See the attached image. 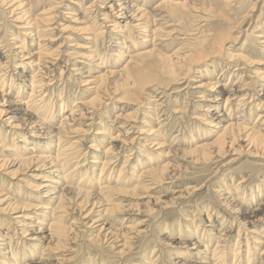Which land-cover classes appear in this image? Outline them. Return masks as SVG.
<instances>
[{"label":"bare ground","instance_id":"bare-ground-1","mask_svg":"<svg viewBox=\"0 0 264 264\" xmlns=\"http://www.w3.org/2000/svg\"><path fill=\"white\" fill-rule=\"evenodd\" d=\"M39 1L0 0V7H4L9 17L11 16V19L15 22L13 25L16 29H19L18 33L11 34L13 37L8 39L10 41L6 44H4L5 42L2 44L0 41V123L13 130L12 134L19 137L18 141L23 144H17L13 139L9 145L7 144L9 147L6 146L5 141L8 139V131H3V128H0V155L2 156L0 158V172L4 171V176L14 178L16 170L20 167L28 166L29 169L37 171L39 173L38 177L41 178V184L36 187L38 190L36 195L45 199L49 204L57 200L53 208L48 206L40 207L29 204V202H23L17 196L13 198L9 194L1 193L0 190L1 212L21 213V209L33 208V210L39 211L37 216L40 219L47 221L48 227L46 229H27L34 226L30 222L18 221L19 223L22 221L23 232L31 231L33 234L31 236L32 240L40 241L49 238V242L53 243H59L58 240L62 239V237H66V239L73 238L74 240V236L78 235L74 226L76 227L79 223V216L87 219L92 212H95L94 209L97 204H100L99 207L103 204L106 206L102 209L104 213L99 214L98 218L93 220V222H101L99 235L104 237L110 235L112 237L111 245L122 246L123 249H120L118 253L123 255L127 242H122L118 245L122 240H117L118 236L115 235V232L122 230L121 234L123 233L126 236L127 233L137 234L140 230L139 228L129 227L130 225L115 228L113 224H110L111 220H121L123 222L127 217H113L122 212L114 211L116 206L109 203L108 197L112 193L127 191V189L122 187V185L126 184H122L121 176L126 171L125 166L132 159V151L136 148L144 152L142 149H138L139 147H136L140 139L145 146H150V148L167 147L166 151L162 153L168 159L165 158L164 161L158 162L156 159L146 155V153H141L140 157L142 158L137 160V165L134 166L133 172H131L133 173L132 177L139 172L137 176L135 175L137 181H135L136 184L133 189H151L152 185L157 183V181L163 182L166 178L172 179L180 176V167H178L177 163L184 161V158L188 155L210 162L217 157L223 156L228 151L236 150V146L242 144L248 149L252 148V150L261 151L264 154V71H255L254 76L250 77L246 73L245 67L242 66L249 62L248 57L240 52V48L238 50L235 49L234 45L228 46L225 43V33L223 35L216 29H213L215 31L210 29L199 31V28L205 26V23L210 21V19L220 21V18H223L225 21L228 20L226 17L227 13L225 14L223 10L233 6V3L237 0H92L84 6L85 9L82 14L77 12V7L73 6V1H68L69 3L64 6L70 13L67 21L76 25L66 24L63 26L62 24V30L67 32L75 31V33L79 34L88 32L91 36H86L84 39L95 48L87 47V52L75 50L73 54H75L76 58L88 60L89 65L84 61H76L77 63L73 64L71 69L66 70L68 65V61H66L61 73L67 72L68 77L74 76L79 86L83 88L81 90L90 92L93 96L87 100H77L78 102L74 105L75 108L73 107L74 109H70L66 114L63 113L64 108L63 105L61 107V103L60 109L57 110L60 118L58 123L55 124L50 120L52 116L49 119L50 121L45 118V115L40 118L39 112L42 109L38 105L52 91L54 67L60 61L61 54L64 51L61 50L59 45L53 48L52 43L55 41L53 37L54 31L60 25L57 22V8L61 7L65 0H51L49 8L37 13L38 16H34L30 13V8L33 4L39 5ZM251 2V8L259 4V0H251ZM200 7L205 12L202 11L198 15ZM260 10L261 15L264 13V1L260 5ZM168 18H174L178 22H182L183 29H180L184 32L178 33L179 30L170 25L171 21ZM195 18H199L200 21L205 23L198 25L200 26L199 28L197 26L193 29H187L186 24L190 23V21L192 22ZM246 20V17H244L240 22H245ZM131 29L140 34L137 42L130 39ZM176 33L186 36L185 38H178ZM188 33L189 35H187ZM69 37H71L70 34H67L64 38L68 40ZM106 37L114 44L113 50L115 52L110 59L108 58L104 61L105 58L102 60L101 56V58L96 56V48L99 41L103 42ZM254 38L264 52V30L259 31ZM179 39L184 41L180 47L172 50V46L164 53L163 50H166V46H171L169 44H173L175 40ZM79 48L84 47L79 46ZM224 59L229 62H236L235 66L237 68L230 72L235 75L234 80L226 82L220 80V77L213 78V81L205 80L204 76L213 72L208 67L215 62L221 63L220 61ZM103 64L109 67L104 68ZM90 69L94 70V74L91 73ZM145 71H150L151 73L156 71L158 72L156 74L163 73L166 75V79L162 81L161 78H155L157 75L152 74V80L142 81L143 76L146 74ZM244 76H248L246 79H249V81H245ZM178 80L186 82V85L181 89L191 88L196 90V93H200L198 98L201 101L199 103H201L200 107L203 111L202 120L204 122L202 124L203 126H209L193 133V135L190 132V146H180L182 144L174 146L171 142L170 145H165L163 142L160 143L141 136L146 132L151 134L155 130L146 131L140 129L136 131L138 136L130 138L131 123H129V120L134 118L138 109H133V106L119 105V109L113 118L107 115L113 127L111 130L114 132L111 133L107 141L105 140L101 156H96L94 152H91V150L99 149L97 143H95L96 145H88V150L83 153V143L89 130L96 124L97 111L109 109L110 105L107 104L109 101L107 103L104 101L105 97L109 100V92L114 94L118 93L119 90H125V93L120 98V100H125L128 95H137L141 88L149 90L147 88L149 83L146 84L149 81L169 84ZM159 84L154 88H159ZM181 89H176L173 92H179ZM206 90L207 92L204 96V91ZM26 94L27 97L24 98ZM138 97H133L132 99L137 101ZM62 98L59 96V99ZM248 99L250 100L248 101ZM132 103H127L126 105H132ZM183 103L182 107L174 110L175 116H178L186 108L187 103ZM250 103L253 104L254 110L257 111L256 122L253 124L246 113V107ZM99 120L101 121V119ZM78 121L79 123H88L84 129L77 128L72 130L69 128V126ZM161 121L163 122L162 119L158 122L161 123ZM160 127L159 124L157 128ZM21 128H29L27 132H32L35 138L26 139L25 134L27 132L22 135V132L20 134L16 131L21 130ZM95 130V133H93L95 141L93 142L106 136L105 131L107 130L101 124ZM69 134H72L71 137ZM192 141L195 142L194 145H192ZM122 149H126L123 155L124 165L119 169L117 176H112L109 171L114 163L118 161V155ZM90 153L92 158L96 160L91 161V164L98 163L97 166H100L98 172L96 171V165H90L91 167L88 169H83L81 163L79 165L80 161L77 158L82 155L84 157L83 160L86 162L88 160L86 156ZM21 155L22 157H20ZM17 163L19 165L15 171L8 170L6 172V168ZM94 175H98V177L95 178ZM74 176L76 177L75 179ZM130 180L134 182L133 179ZM244 180L245 178L242 177L233 188L227 184L218 185L215 192L221 204L230 209L231 213L238 218L241 227L248 230L255 229V226L260 227L256 231L257 236L244 238V243L241 244V227L237 225L239 229L235 244L233 248L229 247L228 256L224 254L225 250L228 249L227 242L231 239L230 237L235 230L233 229L236 226L234 222L216 236L218 240H216L213 249H210L211 243L208 239L205 242L201 238H196L192 243H181L174 238L167 239L166 245L171 248L178 249L180 246L185 248L175 252L178 254L176 255L178 256V262L175 264H264V227L261 226V222L264 219V195L260 198L259 190L251 191L248 194L250 204L253 201L256 203L251 206L241 205L239 203L240 200H238V195L242 191L239 188V184ZM219 184L221 183L219 182ZM92 188H98V190L96 189L97 191L93 192ZM86 189L92 190L83 191ZM185 189L188 190L190 187L188 186ZM181 194L182 191H171L168 195L162 196V198H155L152 203L159 208H163L167 205L165 198L177 197ZM257 198H259L258 201H256ZM244 199L242 198V201ZM41 208H50L52 214H60L54 217V215L49 213L52 217L47 220L44 217L45 214H43L44 210ZM64 215H76V217L71 220L69 225H66L64 224ZM18 216L23 219L28 218L22 214ZM30 219L32 220V218ZM33 222L38 223L37 220H33ZM216 232L220 233V230ZM173 235L175 236V234ZM0 241H2L0 246H4L6 243L5 239L0 236ZM49 242L45 245V249H48ZM35 247L36 244H33L32 248L29 249V255L26 253V256H34ZM44 248L41 254L45 257L41 255L38 262L33 261L25 264L63 263V259L59 257L52 260V253H44ZM179 252H184L186 258L184 259ZM153 253L154 251L151 254ZM217 254L220 256V259L217 258L218 260L214 258ZM189 255L193 256V258H188L187 256ZM17 262V260L15 261L12 258V260L0 261V264H23L24 261ZM152 264L156 263L152 262Z\"/></svg>","mask_w":264,"mask_h":264},{"label":"rangeland","instance_id":"rangeland-1","mask_svg":"<svg viewBox=\"0 0 264 264\" xmlns=\"http://www.w3.org/2000/svg\"><path fill=\"white\" fill-rule=\"evenodd\" d=\"M68 1L70 0H65V2L61 4V7L57 8V12H58L57 22L60 25H58L57 29L54 31L53 37L55 41L52 43L53 48L59 45L61 47V50L64 51L61 54L60 61L54 67L53 79H52L53 80L52 91L49 93L46 99L42 101L40 105H38L40 106V109H42L40 110L41 112H39L40 118H43L45 115V118L49 120L50 117L52 116L50 120L54 124L58 123V120L60 118L58 117L59 113L57 110L60 109L61 103H62L61 107L63 105L64 108L63 113L66 114L70 111V109L74 107V105L78 101L87 100L93 96L92 93L84 92L81 90L83 88L79 86L74 76L68 77L69 75H67V72L61 73L62 68H64L63 65L66 63V61H68L66 70L71 69L73 64L77 63L76 61H84L86 62L87 65H89L88 60L76 58L75 54H73L75 50H80V52H87V47L95 48L91 46L90 42L84 39L86 38V36L87 37L91 36V34H89L88 32L84 34L81 33L79 34V33H75V31L67 32L62 30V24L63 26L66 24L76 25L73 23H69V21H67V19H69L70 13L69 10L66 9L64 6L67 3H69ZM71 1H73L74 3V5L73 4L72 5L74 7H77L76 8L77 12L82 14L85 9L84 6H86L92 0H71ZM263 1L264 0H259L258 6L251 8V3H252L251 0H237L233 3V6H229L228 8L223 10L225 14L227 13L226 17L228 18V20L225 21L223 18H220V21L210 19V21L205 23L204 21H200L199 18H195L192 22L190 21V23L186 24L187 26L186 28L193 29L198 25H203L205 23L206 24L205 26H201V27L198 26V28L200 27L199 31H203V29L204 30L216 29V31L217 30L220 31L223 35L225 33L224 35L225 43L228 46L234 45L235 49L240 48L241 49L240 52L248 57L249 62H246V64L242 66L245 67L246 73L250 77L254 76L255 71L258 70L264 71V52L261 50V48L259 47L260 45L254 38V36L258 34L259 31L264 30V22H263L264 13L260 15V11H261L260 5L263 3ZM39 2H40L39 5L33 4L32 7L30 8V13L33 14L34 16H38L37 13H40L41 11L46 10L51 6L50 5L51 0H40ZM202 11L205 12V10L201 8L200 13H198V15L201 14ZM5 12L6 10L4 9V7L3 8L0 7V26H1L0 41L2 42V44L4 42H5L4 44L9 42L10 40L8 39L13 37V35L11 34L19 31V29H16V27L13 25L15 24V22L11 19L12 17L11 16L9 17L8 13ZM244 17H246L247 20L245 22H240ZM168 19H170L171 21L170 22L171 24L170 23L169 24L173 25V27L179 30L178 33L184 32L183 30H181L183 29L181 24L182 22H178L177 19L174 18H168ZM178 33H176V35ZM67 34H70L71 36L69 37L68 40L64 38L67 36ZM139 35L140 34L135 32V30L133 31L132 29L130 30L131 40L137 42L138 41L137 38L139 37ZM187 35H189V33ZM185 36L186 35L178 34V38H185ZM234 37H236V39H234ZM175 41L173 42V44H169L171 46H166L165 48L166 50H163L164 53L165 51L167 52L168 49L171 48L172 46H173L172 50H174L180 47L182 43H184V41L180 39ZM113 45L114 44L110 42V40L107 37L104 39L103 42L99 41V44L96 48V56L98 58L101 56L102 60L105 58L104 61L108 58L110 59L112 54L115 52L113 50ZM79 46H83L84 48H79ZM11 61L13 60L11 59ZM220 62L221 63L215 62L216 63V64L214 63L215 65L211 64L210 66L212 67L210 66L208 67V69L210 70L212 69L213 72L211 74L205 75L204 76L205 80L213 81L214 80L213 78H219V77L220 80L226 82H232V80H234L235 75H233L230 72L235 68H237L235 66L236 62H229L225 59ZM253 62H255V64H253ZM103 67L108 68L109 66L107 65L106 67V64L105 65L103 64ZM90 71L92 74H94L93 69H90ZM153 72L151 73L150 71L148 72L145 71L146 74L143 76L142 81L152 80V74L157 75V77L155 78L157 79L161 78L162 81H165L166 79L165 74L163 73L156 74L158 72L156 71ZM68 73L70 72L68 71ZM192 76H194V74H192ZM206 76L208 77L206 78ZM246 78H248V76L247 77L244 76V79L245 81H249V79ZM146 84L149 85V87H147L149 90H145L144 88H141L139 89L138 91L139 93L137 95L136 94L135 96L128 95L126 96L128 98H126L125 100H120L121 95L125 93V90H119L118 93L116 92L114 94L109 92L108 94L110 96L109 100L107 99V97L104 96L106 99V100L104 99V101L106 103L109 101L107 103L110 105V106L108 105L109 109L105 111L104 110L97 111L98 118H96V122H95L96 124L93 125L92 129L89 130L86 140L83 143L84 144V146L82 147L84 150L83 153H85V151L88 150L87 148L88 145L90 144L96 145L95 143H97L99 149L91 150V152H94L96 156L99 157L101 156V151L102 149H104L103 146L105 144V140L107 141L111 133L114 132L113 130H111V128L113 129V127L111 126V120H109V117L111 116L113 118V116L116 114V112L119 109L118 108L119 105L127 106V107L133 106V109L134 108L138 109L137 112L138 114L135 113L134 118L129 120V123H131V129H130L131 133L129 134L130 138L134 136L135 137L138 136L136 131L140 129H144L146 131L155 130L151 134H148V132H146L144 135L141 136H144V138L146 139L149 138L156 140L157 142L160 143L163 142L165 145H170L171 142L174 146L177 145L179 146V144H182L180 146H185V145H189V143L191 144V142H189L190 139L189 135L191 133L193 135V133L200 131L202 128L209 127L207 125L203 126L202 124L204 122L202 120L203 111L202 108L200 107L201 103H199L201 101L198 98V95L200 93H196V90L191 88L181 89L183 86L186 85V82L178 80L177 82H170L169 84H167L166 82L149 81ZM158 84H159L158 86L159 88L155 89ZM176 89H181V91L174 93L173 91ZM149 91L152 93H150ZM206 92L207 90L204 91V96ZM59 96L63 98L59 99ZM26 97L27 94L24 96V98ZM133 97L134 98L138 97V100L137 101L133 100L132 99ZM249 100L250 99H248V101ZM131 102H133L132 105L129 104L126 105L127 103H131ZM183 102L187 103L186 108H184L178 114V116H175V114L173 113L174 110H176V108L182 107L184 104ZM254 109L255 107L253 106L252 103L248 104L246 107V113L249 116V119L252 124L256 122L257 111H255ZM102 112H104L105 114ZM107 115L109 117H107ZM160 118L163 120V122L161 121L162 125L160 122H158L159 120H161ZM99 119H101V121ZM87 123L88 122L79 123L78 121L77 123H73L72 126H69V128H71L72 130L77 128L84 129ZM100 124L102 125V127L105 128V130H107L105 131L106 136L103 139H101L102 142L101 140H97L96 142H93L95 141L93 138L94 137L93 133H95L96 131L95 129L100 127ZM159 124L161 127L157 128ZM0 128H3L2 129L3 131L4 130L8 131L7 134L8 139H6L7 141H5L6 146H8L13 139L17 144L23 145L21 142L18 141L19 137H17L15 134H12L13 130L3 126L1 123H0ZM28 129L29 128H21V130H16V131L19 133L22 132L23 135V133L28 131ZM69 135L71 137L72 134ZM25 136L26 139L35 138L32 132H27ZM174 137L177 138L174 139ZM141 141L142 140L140 139L139 142H137L136 147H139L138 149H142L144 152H141L136 148L132 151L133 154H132V159L129 162L130 164L128 163L125 166L126 171H124V173L121 176V178L123 179V180L121 179L122 184H126V185H122V187L127 189V191L121 193H112L108 197V199L110 200L109 203L114 204L116 206L114 211L122 212L113 217H118V218L120 217L122 218V216L127 217V219L124 220L123 222L121 220H111L110 224L111 225L113 224V227L115 228L130 225L129 227L139 228L140 230V232L137 234L127 233L126 236L125 234L123 235V233L121 234V232H123L122 230L120 232H115V235L118 236L117 240L120 239L122 240L120 241V243H118V245L121 244L122 242L124 243L127 242L125 247L126 249L124 250L125 252L123 255H120L118 253L120 249H123L122 246L119 247L117 245H111L112 237L110 235H107V237L99 235L101 222L99 221L93 222V220L98 218L99 214L104 213L102 209L106 206L101 204V206L99 207L100 204H97L96 208L94 209L95 212H92L89 218L86 219L83 218V216L82 217L79 216L78 218L79 223L76 225V227L74 226V228L77 229L78 235L76 237L74 236V240L73 238L66 239V237H62V239L58 240L59 243L49 242V238L40 241L32 240L31 236H33V234L31 233V231L27 233L22 231L24 228L23 226H21L22 221L30 222L34 226L32 228H27V229H34V228L46 229L48 227L47 221L42 220L37 216V214H39L38 213L39 211L33 210V208H26L25 210L21 209L20 210L21 213L16 212L12 214L7 212L3 213L0 211V234H1L0 236L2 237V239H5L6 242L4 246H0V261H8V260H12L13 258L15 261L16 260L18 261L17 263L24 261L23 264L33 261L38 262L42 255L41 254L42 249L49 242V247L48 249L44 248V253L51 252L52 253L51 256L53 255L51 257L52 260L56 257L62 258L63 259L62 264H150V263L152 264V262L156 264L159 263L175 264L176 262H178L177 259L178 256H176L178 254H176L175 252L181 251L185 248L183 246H180L178 249L171 248L169 245H166L168 241L167 239L174 238L177 239V241H180L181 243H192V241H194L196 238H201L205 242L208 239L210 240L211 243L210 249H213L216 240H218L216 236L221 234L224 230H226V228L229 225H231L234 222L236 226L233 229L235 230L230 237L231 239L228 240L227 242L228 249L225 250V254H224L225 256L226 255L228 256L230 251L229 247L230 248L234 247L237 231L241 226L239 224L240 222L238 218H236L234 214L231 213V210L225 207L224 205H222L221 202L219 201L220 199L218 198L215 192L216 187L218 185L227 184L233 188L234 185L237 184L242 177H244L245 180L239 184V188L242 190L238 195V200H240L239 203L241 205H247V206H251L255 204L256 202L254 201L252 202V204H250L249 201L250 198L248 194L251 191L253 192L259 190L258 192L261 194L259 197L262 198L264 195V182H263L264 154L261 151L259 152L254 151L252 150V148L248 149L244 144H242L240 146H236V150L233 149L232 151H228L225 154H223V156L217 157L216 159L210 162H206L200 158L197 159L193 155H188L184 158V161L177 163L178 167H180L179 168L180 176L172 179L166 178L163 180V182L157 181V183L152 185L151 189H147V190L133 189L136 184L135 181H137V177H135L136 175L135 172H134L135 173L134 176L132 177L133 173L131 172H133L134 166L137 165V160L142 158L140 157L141 153H146V155L156 159V161L158 162H161L162 160L164 161V159L167 158L164 157V154L162 153L166 151L167 147L164 146L163 148H155V147L150 148V146H145ZM192 143H193L192 145H194L195 142L192 141ZM125 152L126 149L124 150L122 149L120 151V154L118 155L119 157L118 161L114 163L113 167H111L109 172L112 173V176H117L119 169L121 168L122 165H124L123 155ZM20 157H22V155ZM86 157L88 159L86 162L83 160L84 157L82 155L77 158V160L80 161L79 165L82 164L83 169H88L89 167H91L90 165L93 166L96 165V171L98 172L100 167L97 166L98 163L91 164V161L95 160L92 158V154L90 153ZM0 158H2L1 155ZM18 165L19 164L17 163L14 164L13 166H10L9 168H6V172H8V170L15 171ZM16 171L17 172L14 173L15 176L14 178L4 176L3 174L4 171L0 172L1 193L9 194L13 198L17 196V198H19L23 202L26 203L29 202V204L38 205L40 207L48 206L53 208L55 206L57 200L52 202V204H49L45 199L36 195L38 192L36 187L37 185L41 184L40 183L41 178L38 177L39 173H37V171H34L33 169H29L28 166L20 167ZM138 173L139 172H137V175ZM94 177L97 178L98 175H94ZM75 178L76 177L74 176V179ZM130 179H133L134 182H132V180ZM219 182L221 184H219ZM188 186L190 187V189L186 190L185 188ZM92 189H86L83 191L92 190L93 192H95L98 190V188H92ZM171 191H182V194L180 196L176 195L177 197L165 198L167 201V205L164 206L163 208H159L158 206L153 205L152 200H154L155 198H162V196L168 195V193ZM242 193L244 194L242 195ZM150 197L153 199H151ZM242 198L243 199L245 198L244 200L246 201L244 200L242 201ZM258 199L259 198H257L256 201H258ZM42 210H44L43 214H45L44 216L45 219L49 220L52 217L49 214V213L52 214V212L50 211L51 209L44 208ZM45 210L49 212L47 213L46 211L45 213ZM19 214H22L28 218L23 219L22 217L18 216ZM57 214L60 213H54L52 215H54L55 217L57 216ZM75 217L76 215H64L65 218L64 224L69 225L71 220H73V218ZM30 218H32V220ZM19 220L22 221L19 223L18 222ZM33 220H37L38 223L33 222ZM237 225H239L238 228ZM261 226L264 227V219L261 222ZM258 228L260 227L255 226V229L248 230L247 228L241 227L240 228V235H241L240 239L242 240L241 244L244 243V238H247L249 236L250 237L257 236L256 231L259 230ZM217 230H220V233H217L216 232ZM38 233H42V232H38ZM173 234H175V236ZM226 239L228 238L226 237ZM1 242L2 241H0V245ZM33 244L34 245L36 244L35 250L33 252L36 255L34 254V256L32 257L31 256L28 257L26 255L27 254L29 255L28 253L29 249L32 248ZM151 250L154 251L153 254H151L152 253ZM19 253H23V254H19ZM180 254L183 255L182 257L184 259L186 258L184 252H181ZM180 254L179 256H181ZM187 257L193 258V256L190 255ZM214 258L218 260L220 259V256L217 254L216 257L214 256Z\"/></svg>","mask_w":264,"mask_h":264}]
</instances>
